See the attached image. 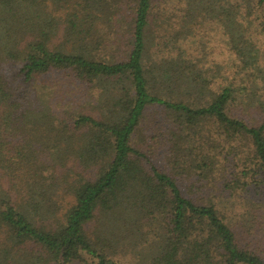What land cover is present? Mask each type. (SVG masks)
Wrapping results in <instances>:
<instances>
[{"label": "trees", "instance_id": "trees-1", "mask_svg": "<svg viewBox=\"0 0 264 264\" xmlns=\"http://www.w3.org/2000/svg\"><path fill=\"white\" fill-rule=\"evenodd\" d=\"M0 264H264V0H0Z\"/></svg>", "mask_w": 264, "mask_h": 264}, {"label": "rangeland", "instance_id": "rangeland-1", "mask_svg": "<svg viewBox=\"0 0 264 264\" xmlns=\"http://www.w3.org/2000/svg\"><path fill=\"white\" fill-rule=\"evenodd\" d=\"M201 33L203 32L202 31L196 32L195 35L189 39L188 42V45H190L189 48L202 50L204 45L203 44L201 45V35H200ZM202 51H203L202 54L199 53L200 56L197 53H195V55L199 57L198 63L199 62L203 63L206 67H216L217 63L222 64L224 55L226 54L224 46L221 43H219L217 39L211 40V42H209L204 46V49ZM229 209L231 211L224 210V212L225 211L227 212L226 216L233 218L238 217V212H240V210L239 211L233 210L234 208H229Z\"/></svg>", "mask_w": 264, "mask_h": 264}]
</instances>
